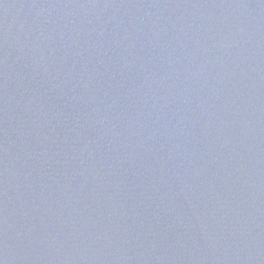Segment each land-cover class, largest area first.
Here are the masks:
<instances>
[{"label":"water","instance_id":"obj_1","mask_svg":"<svg viewBox=\"0 0 264 264\" xmlns=\"http://www.w3.org/2000/svg\"><path fill=\"white\" fill-rule=\"evenodd\" d=\"M0 264H264V0H0Z\"/></svg>","mask_w":264,"mask_h":264}]
</instances>
